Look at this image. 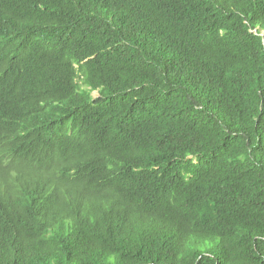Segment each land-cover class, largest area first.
Wrapping results in <instances>:
<instances>
[{
    "label": "trees",
    "instance_id": "16d2710c",
    "mask_svg": "<svg viewBox=\"0 0 264 264\" xmlns=\"http://www.w3.org/2000/svg\"><path fill=\"white\" fill-rule=\"evenodd\" d=\"M0 264H264V0H0Z\"/></svg>",
    "mask_w": 264,
    "mask_h": 264
},
{
    "label": "rangeland",
    "instance_id": "374dc122",
    "mask_svg": "<svg viewBox=\"0 0 264 264\" xmlns=\"http://www.w3.org/2000/svg\"><path fill=\"white\" fill-rule=\"evenodd\" d=\"M93 93L95 96H97L99 94L98 91H94Z\"/></svg>",
    "mask_w": 264,
    "mask_h": 264
}]
</instances>
